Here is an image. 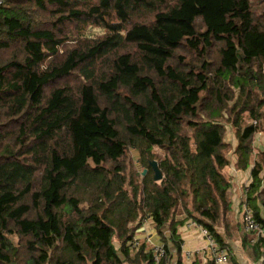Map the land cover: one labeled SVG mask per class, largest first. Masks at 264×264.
Returning a JSON list of instances; mask_svg holds the SVG:
<instances>
[{
    "label": "trees",
    "instance_id": "1",
    "mask_svg": "<svg viewBox=\"0 0 264 264\" xmlns=\"http://www.w3.org/2000/svg\"><path fill=\"white\" fill-rule=\"evenodd\" d=\"M259 134L264 0H0V264H173L129 243L183 215L229 252Z\"/></svg>",
    "mask_w": 264,
    "mask_h": 264
},
{
    "label": "crops",
    "instance_id": "2",
    "mask_svg": "<svg viewBox=\"0 0 264 264\" xmlns=\"http://www.w3.org/2000/svg\"><path fill=\"white\" fill-rule=\"evenodd\" d=\"M231 140L234 142L232 137ZM255 146L264 148V134L258 135ZM229 174L233 177L234 184L231 197L233 216L232 221L228 223L229 234H226L225 230L223 233L227 235L230 259L236 264H264V234L246 233L242 217V205L248 192L247 186H250L252 182L251 169L240 171L231 167ZM176 223V227L167 225L162 234H159L152 224L147 228H143L144 225H142L137 237L142 241L149 240L153 245H163L164 240L169 241L170 251L174 257L173 264L178 263V255L182 258L183 264H208L212 261L208 243L200 229L191 225L192 222L185 215L177 218ZM173 228L176 232H172ZM173 233L180 241V252L171 241L172 237L174 239Z\"/></svg>",
    "mask_w": 264,
    "mask_h": 264
},
{
    "label": "built area",
    "instance_id": "3",
    "mask_svg": "<svg viewBox=\"0 0 264 264\" xmlns=\"http://www.w3.org/2000/svg\"><path fill=\"white\" fill-rule=\"evenodd\" d=\"M249 188V185L247 186V189ZM242 217H243V223H244V228L245 232L248 234H264V230L261 228L259 223L255 220L254 218V212L251 207H249L246 204L242 205ZM147 223H150V220H144L142 225H146ZM193 226L197 227L200 229L201 233L203 234L204 238L206 239L209 250L212 255V261L214 264H231L229 261V252L227 250L221 249L218 247L216 244V241L211 234L206 228L198 225L197 223L192 222ZM140 239H137L136 237L133 239L132 242L129 243L130 247L132 249H137L141 245ZM153 252H154V257L157 263L165 256V248L163 245L160 246H153Z\"/></svg>",
    "mask_w": 264,
    "mask_h": 264
},
{
    "label": "rangeland",
    "instance_id": "4",
    "mask_svg": "<svg viewBox=\"0 0 264 264\" xmlns=\"http://www.w3.org/2000/svg\"><path fill=\"white\" fill-rule=\"evenodd\" d=\"M92 35H100L103 33V31L101 29H93L92 31H90ZM232 197V196H231ZM151 225V223H147L146 225L143 226V228H147ZM142 227V226H141ZM137 239H139L137 236H136ZM141 240V239H140ZM152 247L153 246H160V245H153L149 240H146Z\"/></svg>",
    "mask_w": 264,
    "mask_h": 264
},
{
    "label": "water",
    "instance_id": "5",
    "mask_svg": "<svg viewBox=\"0 0 264 264\" xmlns=\"http://www.w3.org/2000/svg\"><path fill=\"white\" fill-rule=\"evenodd\" d=\"M152 165H153V168L155 170V179L157 181H160L162 179V174H161V172L158 169V163L157 162H153ZM146 173H147V171H144L143 172L144 175H146Z\"/></svg>",
    "mask_w": 264,
    "mask_h": 264
}]
</instances>
